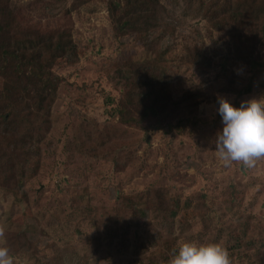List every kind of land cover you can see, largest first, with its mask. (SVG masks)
I'll list each match as a JSON object with an SVG mask.
<instances>
[{
    "label": "rangeland",
    "instance_id": "obj_1",
    "mask_svg": "<svg viewBox=\"0 0 264 264\" xmlns=\"http://www.w3.org/2000/svg\"><path fill=\"white\" fill-rule=\"evenodd\" d=\"M73 3L9 1L11 12L24 25L70 31L78 51L75 63L61 60L55 67L62 82L52 108V128L39 146L40 163L33 157L25 165L27 177L20 190H0L3 240L6 234L28 233L33 242L29 251L9 253L14 264H158V249H166L164 243L175 236L174 247L179 241L219 243L228 250L231 264H253L259 246L249 247L245 242H264V159L253 168L237 162L226 167L217 158L215 140L223 128L218 97L235 107L264 98L260 85L249 95L234 94L222 76L221 64L227 63L234 71L240 88L255 71L235 62L227 43L183 3L174 6L173 35L158 47L142 35L116 38L106 0H93L79 8ZM73 6L78 9L69 13ZM169 8L173 10V5ZM186 45L203 50L213 66L203 71L184 64V58L185 62L189 59ZM159 53L175 77L170 85L174 98L202 89L210 99L192 112L172 110L161 123L150 120L142 128L121 125L117 112L126 88L116 65L128 57L143 61ZM256 80L263 81V75ZM187 116L194 123L184 134L168 132V123ZM98 136L111 137V148L98 146ZM87 138H91L89 143ZM160 189H166L180 207L192 200L194 210H209V216L187 217L185 211L180 212L171 234L170 227L149 212L148 229L139 231L137 238L131 234L111 237L108 230L117 225L108 227V215L120 207V197L139 196L135 199L144 203ZM181 217L191 224L183 233L179 231L184 222ZM157 234L158 241L151 244L149 238Z\"/></svg>",
    "mask_w": 264,
    "mask_h": 264
},
{
    "label": "trees",
    "instance_id": "obj_2",
    "mask_svg": "<svg viewBox=\"0 0 264 264\" xmlns=\"http://www.w3.org/2000/svg\"><path fill=\"white\" fill-rule=\"evenodd\" d=\"M9 1L0 0V190L16 191L24 186L27 177L25 165L30 159L38 157L37 163H40L39 146L52 128V108L62 82L55 67L61 60L75 63L78 51L70 31H45L36 26L24 25L11 12ZM91 1L74 0L73 5L78 4L76 6L79 8ZM106 1L116 38L142 35L156 47L166 36L173 35L176 29L174 6L185 4L186 9L195 10L208 23L210 31L217 32L221 40L227 43L229 56L235 62L255 71L247 78L245 86L240 88L242 84L236 85L234 71L227 68V63H222V76L233 93L237 96L249 95L255 85L264 87V80H256L257 76L264 77V56H261L264 51V0ZM171 4L173 10L169 8ZM76 8L73 6L67 11L71 13ZM155 32L159 34L154 36ZM185 52V57L189 55V59L185 62L184 58V64L189 63L203 71L213 66L212 59L203 50L186 45ZM164 55L159 53L143 61L128 57L116 65V72L126 88L124 101L120 102L117 112L121 125L142 128L150 120L161 123L163 116L172 110L186 109L192 112L210 99L208 92L202 89L190 90L181 98H174L170 85L175 77L171 74V68L165 65L167 60H164ZM191 118L187 116L175 123H168V132L175 130L184 134L189 125L194 123ZM110 140L111 137L105 140L99 138L96 143L108 149L111 148ZM90 141L91 138L86 139V143ZM137 197H120V207L108 215V227L117 225L115 230L109 228L111 237L131 234L137 238L139 231L148 229L149 222L146 220L149 212H154L160 221L165 222L171 234L175 233L174 226L180 212L185 211L187 217H206L210 212L194 210L196 206H193L192 200H186L180 207L178 200L169 197L166 189L154 190L143 200L144 203L138 202L135 199ZM202 198L205 200L206 196L202 195ZM143 204L146 205L145 209ZM189 225L184 221L180 233ZM159 235L150 237V243L157 242ZM5 239L3 246L9 249V253L33 249L28 233L10 237L6 234ZM238 242L244 245L243 240ZM175 243L176 236L164 243L166 249H158V264H167ZM245 243L249 247L259 246L253 264H264V242Z\"/></svg>",
    "mask_w": 264,
    "mask_h": 264
},
{
    "label": "clouds",
    "instance_id": "obj_3",
    "mask_svg": "<svg viewBox=\"0 0 264 264\" xmlns=\"http://www.w3.org/2000/svg\"><path fill=\"white\" fill-rule=\"evenodd\" d=\"M218 112L223 128L217 133L215 150L224 166L233 162L253 168L264 159V98L242 101L233 106L218 97ZM4 229L0 227V264H14V258L3 244ZM167 264H231L228 250L219 243L179 241L172 249Z\"/></svg>",
    "mask_w": 264,
    "mask_h": 264
}]
</instances>
